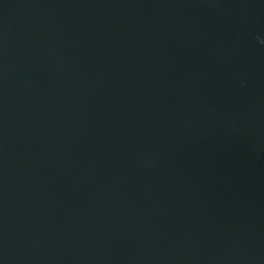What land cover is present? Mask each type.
Here are the masks:
<instances>
[{
  "label": "water",
  "instance_id": "1",
  "mask_svg": "<svg viewBox=\"0 0 264 264\" xmlns=\"http://www.w3.org/2000/svg\"><path fill=\"white\" fill-rule=\"evenodd\" d=\"M0 264H264V0H0Z\"/></svg>",
  "mask_w": 264,
  "mask_h": 264
}]
</instances>
